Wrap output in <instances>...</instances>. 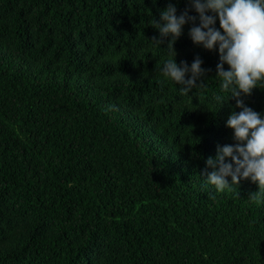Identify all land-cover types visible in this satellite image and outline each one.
<instances>
[{
	"label": "trees",
	"instance_id": "16d2710c",
	"mask_svg": "<svg viewBox=\"0 0 264 264\" xmlns=\"http://www.w3.org/2000/svg\"><path fill=\"white\" fill-rule=\"evenodd\" d=\"M168 3L0 0V264H264L258 185L202 175L240 111L218 46L183 26L176 62L210 71L182 95L151 42ZM243 99L264 118V88Z\"/></svg>",
	"mask_w": 264,
	"mask_h": 264
},
{
	"label": "clouds",
	"instance_id": "9594fccd",
	"mask_svg": "<svg viewBox=\"0 0 264 264\" xmlns=\"http://www.w3.org/2000/svg\"><path fill=\"white\" fill-rule=\"evenodd\" d=\"M188 2L190 7L177 15L176 6L169 0L166 9L160 13L159 21L153 20L159 37L153 36L151 42L158 47L165 40L168 42L170 58L164 62L162 75L181 85L182 95L188 96L193 89L206 87L203 78L210 69L202 67L203 61L199 56L191 65L187 61L176 62L174 45L185 24L192 25L189 36L195 45L209 51L216 50L218 46L216 79L220 81L221 92L229 93L240 111H233L226 123L234 133L235 143L217 145L216 156L207 158L202 175L217 192L232 190L241 180L250 179L258 185L259 191L251 194L248 200L259 203L264 198V118L246 106L243 97L250 96L254 89L264 88V0ZM192 10L198 14V25L197 16L189 15ZM217 19L219 29L215 27ZM214 98L223 104L221 95Z\"/></svg>",
	"mask_w": 264,
	"mask_h": 264
}]
</instances>
